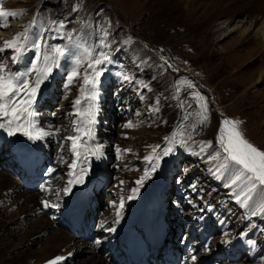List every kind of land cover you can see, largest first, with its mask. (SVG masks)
<instances>
[{
  "label": "rangeland",
  "instance_id": "1",
  "mask_svg": "<svg viewBox=\"0 0 264 264\" xmlns=\"http://www.w3.org/2000/svg\"><path fill=\"white\" fill-rule=\"evenodd\" d=\"M78 4L81 7L75 10ZM149 4L150 0H2L0 6L4 10L17 12L23 10L25 14L16 17L17 19L14 20H10V17H8L9 26L6 28L0 27V48L4 46L5 41L11 40L16 34L23 32L28 26L27 24L34 20L39 27L44 26L45 28L52 22H64L63 38L56 32H44L49 46L69 45V41L65 42L67 33H72L74 39L83 38L90 44H96L101 37L103 28L110 31L108 39L114 38L116 40L112 48H118L119 50L112 51L113 62L108 65V71L101 78V95L105 97L109 107L101 106L104 105L102 103L100 107L108 112V118L111 120L108 119L110 125L102 121L99 127H102V130L106 132L108 130L112 131L108 133L109 135L112 134L115 138L119 137L115 141L117 144H121L119 146L121 150L130 149L131 151L122 150L121 153H117L116 145L113 143L114 138L112 137L110 140L113 145L109 144L110 146L106 151L109 154L110 162L107 172H105L108 174V177H106L108 186L105 191L109 195L114 190L113 188L118 186L114 176L116 167L120 166L121 171L118 172L126 173L131 182L140 178L144 174V170L148 168V165H145L143 159L140 158L145 157L144 154H150L152 151H148L147 145H158L160 149L166 147L165 137H171L174 132L178 131L182 117H188L189 110L196 108L197 102L196 100L193 101L192 94L202 95L208 92L214 100L212 102V113L219 114V119L213 133L207 137H202V134L195 135L194 140L197 142L212 140V147L204 153H200L198 144L188 141L186 144H180L179 149H174L172 153H176L181 160L176 167L175 174L169 175L168 186H171L176 178L193 175L197 187H201L205 191L203 198L210 199L209 202H206L207 205L213 208V215L208 209L204 213L217 218L225 212L223 216L229 217L228 219L233 225L232 228L229 223L233 232L232 235H229V239L235 236L244 239L245 236L242 237L241 233L246 230L245 228L250 229V231L257 229L259 234L257 236L258 247L261 248L260 253H263V257L259 256L258 259L259 264H264V251L262 249V246H264V216H251L250 210L236 201L232 189L224 186V179H217L213 175L214 165L217 162L208 158L218 147L216 135L221 126V121L225 118L242 121L241 129L245 137L255 146L264 150V82L257 83L258 79H256L257 74L259 75L258 70L264 66L263 36H256L255 39L239 37L240 34L236 31L238 26L241 27V24H237L240 22H238L239 19H236L223 31L215 33L216 29L206 27L208 30L205 29L201 35L193 32L192 25L186 22V35L180 32L178 28L171 27L175 31L171 34L173 37L181 35L175 42L166 41L158 44L163 40L155 37L153 41H147L135 35L133 27L144 20ZM173 16L176 21H173L172 26L179 25L180 21L176 18L178 13H173ZM165 18L168 19L169 16L166 15ZM238 18H240V15ZM260 26L261 24L256 28ZM256 28L253 29L254 32H256ZM165 29L169 30V26ZM53 36L56 38L52 39ZM129 37L132 41L129 45L120 43ZM161 49L163 51H160ZM24 54H29V50ZM5 55L12 56V50H6ZM7 56L4 59L0 58V62L7 60L9 58ZM161 57L166 58L171 67L163 65ZM21 61H24L23 57L19 63H14L12 66L17 68V71L27 70V68H20ZM86 68L87 63L84 64L81 73ZM54 69L49 77L51 80L48 89L46 87L49 79L42 84L46 90L45 97L51 99L47 102L48 108L44 112L49 113L50 110L59 112L58 115L63 117L65 113L68 114L73 111V101L80 95L81 84L73 83L70 88H66L65 81L54 74ZM122 70L134 76L135 79L132 83L122 82L116 75L117 72ZM29 79H33V77L30 76ZM136 82L147 84L148 88L145 89L142 86L138 88ZM180 82H183V84H180ZM57 84L61 85L55 88ZM42 93L41 88L36 101L40 99ZM55 98H57V105H53L52 102V99ZM157 99L159 100V111L154 112L152 108L155 106ZM42 101L43 99L38 102L35 108L39 115L37 119L46 120L44 123L45 130L50 129L52 131L54 122L45 119L44 112L42 114L37 111L38 107L44 104ZM208 107L211 108L210 105ZM109 108L110 110H108ZM73 118H69V124H72ZM99 118L103 119V116L99 115ZM126 120H129L135 126L132 128L125 127V124L123 126V122ZM189 122L190 118L183 121L185 125ZM127 129H131V133L125 135ZM69 132H71V129L64 128L63 133L59 136H68ZM97 134L100 139L104 138L103 131L99 130ZM21 135L22 133H19V136ZM21 138H23V135ZM172 153L165 157V159L168 157L167 161L172 162L174 160L175 157ZM115 156H117V161H115ZM3 159L5 160L6 157L4 156ZM125 162L129 166L128 169L124 167ZM3 169L14 175L11 168L7 169L4 166ZM98 170L104 174L103 169ZM131 182H124L125 191L128 190V185ZM62 193L64 192L58 193L59 199L63 197L64 194ZM172 194H170V197ZM199 197L203 203L204 199H201V195ZM170 202L171 200L168 204ZM168 204H165V209H169ZM249 204H252V201H249ZM178 214L177 212L176 215ZM208 222L210 223L209 220ZM211 222L215 221L211 219ZM217 222H215V227L216 224L218 225ZM189 229L190 227L187 225L185 231L188 232ZM216 233L219 236L221 235L219 230ZM191 234L194 235V232ZM5 235L0 231V255L11 259L12 256L20 253L21 247L20 244L18 245L19 242L11 240L6 242ZM227 239L225 238L222 242ZM214 240L212 238L211 242ZM15 264L23 263L17 260Z\"/></svg>",
  "mask_w": 264,
  "mask_h": 264
},
{
  "label": "bare ground",
  "instance_id": "2",
  "mask_svg": "<svg viewBox=\"0 0 264 264\" xmlns=\"http://www.w3.org/2000/svg\"><path fill=\"white\" fill-rule=\"evenodd\" d=\"M173 13H178V16L176 18L180 21L179 25L172 26L174 23L173 21H176ZM166 15L169 16L168 19L165 18ZM239 15L240 18H238ZM236 19H239L238 22H240L237 24H241L240 28L237 25L238 28L236 31L239 32V37L255 39L256 36H263L264 40V0H150V4L147 7L146 17L142 22L138 23L136 27H133V32L135 35L147 41H153L154 37L158 39L162 38L163 42H158V44H161L166 41L175 42L181 37V35L173 37L171 34H173L172 32L175 31L172 28H178L180 32L186 35V22L192 25V27L194 28L193 32L201 35L202 33H204L206 27H212L216 29L215 33L223 31L225 30V28L227 29V26L229 24L234 23ZM190 21L192 23H189ZM259 24H261V26L256 28V26H258ZM168 26L169 30L165 29V27ZM255 28L257 29L256 32H254L253 30ZM67 41L68 39L65 40V42ZM5 52L6 51L0 52L1 59H4L5 56L8 55H5ZM7 58V70H9L11 58L10 56H7ZM66 69H70V65L65 59H61L60 66L54 69V74H57L61 80L66 81ZM258 72L259 75L257 74L256 77V79H258L257 83H263L264 66H262L258 70ZM180 84H183V82H180ZM201 96L205 97L208 101V105L211 106V108H209L211 115L210 125L207 128H204L200 133L202 134V137H207L211 133H213L217 120L219 119V114L212 113V102H214L213 97L208 92H205V94H202ZM101 102L106 103V99L102 95L100 98V103ZM100 109L101 110L99 115H102V108L100 107ZM108 110H110V108ZM198 110L199 109L196 104V108L190 109L189 112L194 114V112ZM99 115L97 117V123L95 125V141H91L89 143L102 144L104 146V154L100 159L92 156L89 157V162L84 165L88 168V173L85 177H94V173H92V170L95 172L98 169L107 171L109 167V154L106 151L108 146H110L108 141L112 142L110 140L113 136L112 134H108L112 131L108 130L106 132L103 130L104 133L106 132V138L108 141L106 139L103 142L99 140L96 132L99 129L102 130V127H99L101 122L103 121L104 123L108 124L109 119L108 112H106V114L105 112L103 113V119H100ZM37 117L39 118L38 113L35 117L37 125L45 129L44 123L46 120H38ZM2 122L3 121H0V123ZM128 122L130 121H124L123 126ZM191 122L192 119L190 118V122L188 124H190ZM108 125H110V123ZM4 131H6V129H4ZM4 131H0V231L3 235L7 234L5 235L6 242H10V240L13 242H19L18 245L20 244L21 248L20 253L18 255L12 256L11 259L0 255V264H15L17 260L21 261L23 264H50V262L52 261H56V264H112V257L122 258L118 262V264H128V260L130 261L133 257H135V255L143 253L141 241L137 239L135 235H131L129 237L127 235H124V233H126V230L131 227L132 219L138 214L137 205L140 201L149 199L158 203L159 206L164 207L163 205L166 204L165 199L167 198V202L169 203L168 199L170 198V193H166L165 195L163 194L168 187L169 175H174L176 167L180 164L179 156L177 157L176 153H172V155H174L175 157L173 162L167 161L166 159L168 157L166 159V156L163 157V159L160 161V165L156 173H152L150 178L143 183L135 199L129 200L127 199V197L131 195V189L137 187L135 182L139 178L131 182L126 173H114L115 182L118 183V186L113 188L115 191L113 190L110 193L109 198L110 200H112L113 204H116L118 206L121 198L123 197V210L127 209L129 206L130 208H132V210L128 212L122 210V218L119 220V223H113V221L117 219V217L115 216V213L118 210L117 207H114V214L107 213L106 216L103 217V220L113 224L111 228H115V231L107 230L106 233L110 232V235H108L107 237L108 239H110V241L105 242V236L101 237L100 244L102 243L103 250V254H101L93 248L92 242L81 241L79 238L75 237L67 230H64L57 226L55 222L49 220L47 215L43 212L42 205H44L43 201L45 199L49 200V205H54L55 200L53 191L56 190V178H54L50 185L46 183L45 185L40 187L39 191L37 190L36 192H34L30 188L31 185H29L30 187H24L22 181L14 177V175H17L24 179H27L29 177L30 179L28 182L32 183L35 182V177L42 175L41 173L43 169H46V173H49L50 169L57 170L58 168H60L66 174L65 181L67 183L68 180L71 179V177L68 176V172L71 171V169L69 168V164H71L75 159L72 152L70 151L71 154L68 155V161L63 160L62 158H56L57 153L53 151L54 148L49 143V136L45 137L42 140H30L28 139V137H26L25 139L27 143L36 144L38 146V150L33 154L32 160L27 161L22 156L23 152H20V149L18 147L19 132L16 135H9L6 131L7 137L9 138L8 139ZM128 133H131V129H127L125 131V135ZM66 136H64V138ZM113 138L115 141L119 137ZM115 145L120 146L121 144ZM179 145L180 144H175L173 146L174 149H179ZM150 146L157 145H147L146 148H148V151L152 150ZM45 151L49 152L54 160L48 159L45 156ZM147 155L149 154H144L143 156ZM4 156L6 157L5 160L3 159ZM70 157L71 159L69 160ZM140 159H143V163L149 166L148 163H145L146 161L144 160V157H141ZM123 160L125 159L123 158ZM81 163L83 162L78 161V166ZM125 165L128 164L125 162ZM4 166L7 169L11 168V170L14 171V175H11L12 173L7 172V169V171H4ZM76 171H78V168L76 169ZM105 171L103 176L106 178L108 177V174H106ZM121 181H123V183H121ZM97 182L98 181H94L93 179H84V182L82 184L75 185L74 192L79 193L83 188H86L88 186L92 188ZM124 182H131L128 185L127 191H125L124 189ZM164 183L165 185H163ZM47 189H49L48 193H46ZM200 189L201 188H199V191ZM70 194H72V191ZM177 194H179L178 190ZM262 197H264V193L254 194L252 204H249V207L245 208L251 211L253 208L258 206L259 201ZM71 198L72 196L69 194L64 196L63 202L61 203L62 205L60 206V208H62L60 211L61 215L66 216L70 212V205L67 203L70 202ZM186 202L190 201L187 199ZM194 203L197 204L198 202ZM174 205L175 203L173 201H171L169 204V206ZM199 206L200 208L197 214L205 211V201ZM185 214V210H183L180 215ZM203 219L204 222H202L203 225L201 227V230H203L204 226L213 228L212 224L209 223L205 217H203ZM215 220L218 221V225L216 228L217 231L219 230L221 233V235L219 236L220 239L218 240L215 238L213 242H211L210 239L206 240L201 246V249L199 248V245L205 238L203 231L200 232L197 229L193 230V228L189 226V234L193 236V239L191 240L192 243L190 245V251H199L200 254V256L196 259L198 260L197 264L202 261H206L205 264H258L259 261L252 255V252L257 246L256 243L254 244L255 248L250 245L245 252L243 251L245 250V246L241 244L246 242L247 240L243 241L242 238L234 237L233 239L227 240L230 241L229 243L222 242L225 238H229V235L232 234L231 226H229L230 222L228 220V216L226 218L217 217ZM69 222L71 223V221ZM167 225L172 227L170 221H168ZM145 231L147 232L148 230ZM192 232H194V235L191 234ZM149 236L151 237L152 234H150ZM201 236L204 237L202 240H200ZM98 238L99 235H96L93 240H97ZM213 243L217 246L221 244L225 245L218 246L217 252H215L213 250L215 246L213 245ZM150 244H153V241H150L149 243H143V245L147 249L149 248ZM106 250H108L107 253ZM128 253H131L130 257H127ZM71 255L73 256V258L68 262L67 258H69V256ZM192 255L194 254H191V256ZM57 257H63L64 259L57 261ZM212 257H214V259H212ZM229 259H232V261H230ZM233 260L236 262H233Z\"/></svg>",
  "mask_w": 264,
  "mask_h": 264
},
{
  "label": "snow or ice",
  "instance_id": "3",
  "mask_svg": "<svg viewBox=\"0 0 264 264\" xmlns=\"http://www.w3.org/2000/svg\"><path fill=\"white\" fill-rule=\"evenodd\" d=\"M2 4V0H0ZM81 6L76 5L78 10ZM24 11H6L0 6V27H8V17L16 18L24 15ZM35 20L21 33L16 34L13 39L4 42V46L0 48V52L12 50L14 53L11 57L13 63H19L23 54L28 50H34L30 65L25 71L10 72L7 70V60L0 62V128L6 129L9 135L22 133L30 140H42L47 136L56 135L60 129L55 131L45 130L39 127L35 120L37 112L35 103L40 92L42 84L47 81L53 72L54 68L60 66L61 59H65L70 65V70L66 73L65 87L70 88L73 83H80L79 97L73 101L74 111L68 113L72 120V135L66 136L64 139L70 142V151L75 159L69 168L68 176L71 179L67 182V187L63 191L67 194L71 191L73 185L82 184L84 177L88 173V168L84 165L89 162V157L100 159L103 156L104 146L99 143H89L95 141V125L97 117L100 113V98H101V78L108 71V65L112 61V45L116 40L108 39L110 31L103 28L100 39L96 44H90L83 38L74 39L72 33H67L69 45L49 46L44 32H56L61 38L64 36V22H52L47 28L41 26L38 31L33 32L32 28L35 25ZM55 39L56 37H51ZM131 38L124 39L120 43L129 45ZM160 51H163L161 49ZM163 65H167L166 58H160ZM87 63V68L81 73L84 64ZM162 65V66H163ZM35 73L34 79L29 77ZM121 81L132 83L134 76L122 70L116 73ZM82 76V80H81ZM136 86L148 88L147 84L136 82ZM192 98L196 100L198 111L194 114L190 113L188 117H182L179 130L174 132L171 137H165L167 146L160 149V146H150L152 151L144 157V160L149 164V167L144 170V174L135 182L137 187L131 189V195L127 199H135L139 193L140 187L150 178L151 174L156 172L160 161L163 157L170 155L174 151V145L186 144L188 141L197 143L200 148V153H204L208 148L212 147V140L195 141L194 136L199 135L204 128H207L211 122V115L208 107V101L205 97L198 93H193ZM159 100L155 101V106L152 111H159ZM55 115V113H53ZM192 119L190 124L185 125V119ZM242 121L236 119L225 118L221 121V126L216 135L218 147L214 153L210 155L209 160L216 161L214 165L213 175L217 179L225 180V187L232 189V194L235 196L242 206L248 208L249 201L254 199V194L264 193V150H261L251 143L244 135L241 125ZM131 122H128L125 127L132 128ZM179 138V139H178ZM117 153H121L119 146H116ZM123 151L130 152V149ZM78 161L83 163L79 164ZM78 168V171L76 169ZM54 172L55 169H50ZM187 171V170H185ZM123 183V181H121ZM194 187V186H193ZM191 202V201H190ZM44 207H49L48 201H43ZM117 207L115 216L117 217L113 223H119L122 218V210L124 208V198H121ZM251 216H264V197L259 201L258 206L250 211ZM108 231H115V228H108ZM241 236H247V233H241ZM225 243L230 241L225 240ZM99 243V241H97ZM249 245H254V240H247ZM207 250V249H206ZM63 257H57L56 260H62ZM196 255L191 256V260L195 262ZM56 264V261L50 262Z\"/></svg>",
  "mask_w": 264,
  "mask_h": 264
}]
</instances>
